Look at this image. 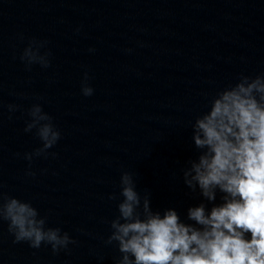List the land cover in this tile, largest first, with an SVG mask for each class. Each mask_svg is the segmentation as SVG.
<instances>
[{"label":"clouds","instance_id":"obj_1","mask_svg":"<svg viewBox=\"0 0 264 264\" xmlns=\"http://www.w3.org/2000/svg\"><path fill=\"white\" fill-rule=\"evenodd\" d=\"M46 45L35 38L29 41L20 55L26 69L50 66L51 52L40 51ZM88 79L85 73V97L94 92ZM20 107L9 104L8 110L13 113ZM207 108L191 124L199 155L182 170L183 181L210 203L217 191L223 193V203L210 211L204 203L190 207L187 219L194 223H185L174 208L163 215L154 211L150 193L142 195L133 174L122 172L119 195L108 197L118 201V215L109 222L105 241L120 254L115 264H264V74H241L235 84L217 91ZM27 115L24 132L35 129L41 146L24 153V159L31 164L34 158H55L49 149L61 132L53 117L40 103H33ZM47 220L48 215H41L31 202L0 191V222H7L14 243L26 242L33 249L49 245L54 254L76 243L60 227H49Z\"/></svg>","mask_w":264,"mask_h":264}]
</instances>
